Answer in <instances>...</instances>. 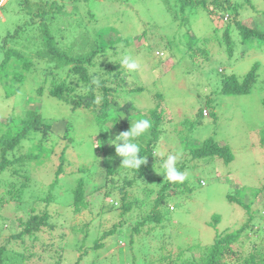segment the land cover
<instances>
[{"label": "rangeland", "instance_id": "rangeland-1", "mask_svg": "<svg viewBox=\"0 0 264 264\" xmlns=\"http://www.w3.org/2000/svg\"><path fill=\"white\" fill-rule=\"evenodd\" d=\"M229 1L236 3V12L220 10L212 0L206 2L207 11L214 10L213 13H207L199 5H189L181 12L178 0H61L63 11L55 13L50 20L60 47L64 48L65 43L68 45L76 33L90 38L95 30L104 26L115 29L104 34L105 38H114L115 31L121 35V39L113 44L117 53L105 48L102 54L92 58L91 65L86 64L88 71L94 74L93 79L112 80L104 74L103 66L107 61L120 63L125 54L136 60L139 69L135 72H127L120 66L122 71L117 79L121 85L111 95L119 104L127 101L133 104L134 108L130 110L132 122L142 117L153 120L150 111L158 106L161 120L152 151L159 149L165 153V158L180 151L176 167L183 165L181 172L187 173L190 188L169 197V213L163 220L144 221L138 224V231L132 233L130 227L147 215L164 179L159 173L163 171L161 158L154 157L153 161V157H146L147 162L154 163L144 177H135L132 169L120 166L122 158H112L109 162L112 172L107 173L102 149L116 143L113 139L120 129L107 122L104 123L107 129L100 130L101 125L88 106H77L73 110V101L50 96L52 79L64 80L63 95L68 99L72 95H81L85 99L89 82L78 79V73L70 69L72 63L54 67L32 55L33 70L24 78L7 85L0 81V134L8 126L15 127L31 110L40 113L39 129L51 127L44 145H31V141L39 140L42 133L39 129L37 132L30 130L16 151L8 156L37 153L38 156L33 154L35 157L26 160L28 165H25L37 185L41 181L46 183L45 176L52 179L53 170L62 162L55 190L63 192L67 199L72 198L70 189L78 178H83L89 203L74 216L68 205H56L55 210L67 215L65 221L58 218L53 232L44 230L37 239L43 242L45 250L35 254L27 264H54V259L47 257L53 253L49 242H53V247L65 246V253L56 264H73L74 257L81 252L79 264H165L168 259L175 258L179 250L193 245L197 247L185 251L182 257L198 256L200 247L211 243L216 231L232 230L245 222L250 228L242 232L241 253L234 264H242L252 246L256 252L264 253V190L253 199L248 210L237 200L247 203L253 191L264 187V39L243 40L237 26V22H242L264 32V0ZM30 17L17 0H0L1 35L8 29L13 30L17 21L22 22L24 18L32 21ZM194 39L199 40L197 47L203 51L194 53V48L190 47ZM202 39L204 43H200ZM21 44L24 47L25 42ZM68 50L72 54L87 52L86 47ZM255 62L256 76L247 92H221L222 77L234 74L241 81ZM52 67L53 74L48 73ZM106 85L115 87L110 81ZM138 86L142 88L132 90ZM122 88L125 90L120 91ZM6 91L9 92L6 94ZM9 117L11 121H8ZM146 134L151 136L150 129ZM208 138L229 146L233 159L225 162L220 158H192L190 149ZM136 142L145 145V140L140 137ZM42 149H51V153L44 154ZM40 175L43 177L39 178ZM2 185L0 181V192L6 188ZM144 189L148 190L146 195ZM123 194H126L123 201L130 202L131 210L119 214L121 210L116 206L122 201ZM228 194L237 199H229ZM9 202L7 211L2 210L4 215H9L11 220L27 215L26 208L20 210L18 206L16 209V202L12 199ZM108 203L113 206L108 207ZM36 206L42 208L43 204ZM214 214L219 216L215 226L211 224ZM114 223L119 231L111 237L108 232ZM16 228L13 225L2 232L0 245ZM78 240L81 249L75 248V251L74 243ZM94 240H97V247ZM30 241L26 239L20 246L16 241L8 242L7 246L14 249L5 254L27 252L24 246ZM38 247L28 245L27 249L36 253ZM11 264L18 263L13 261Z\"/></svg>", "mask_w": 264, "mask_h": 264}, {"label": "trees", "instance_id": "trees-1", "mask_svg": "<svg viewBox=\"0 0 264 264\" xmlns=\"http://www.w3.org/2000/svg\"><path fill=\"white\" fill-rule=\"evenodd\" d=\"M178 1V3H180V7L178 9L181 12H183L189 5H199L204 8L207 13L211 12L207 11V0ZM212 2L216 3L220 10L232 9L234 10V12H236L238 8L236 3H231L229 0H212ZM19 3L21 8L31 16L30 19L32 21H29V19L26 20V18H24L22 22L17 21V24L13 30L8 29L6 30V32H4L3 35L0 34V81L7 85L9 83L19 82V80L24 78L26 73L33 70L32 68L34 61L32 55L36 57V60L37 58L39 60L42 59L45 63L47 62V64H52L54 67H62L64 65L72 63L73 65L70 69L78 73V79L82 80L85 83L89 82V87L85 99H82L81 95H72L70 97L71 99L66 98L63 95V91L66 88L64 80L57 81L55 79H52L49 88V95L56 97L57 99L73 101V110L77 106H88L91 109L92 113H94V116L96 118L95 120L98 122V124L100 123L101 126L98 127L100 130L107 129V127L104 125V123L107 122H109V125L111 126L114 124L112 127H118L121 132L129 130L130 123L132 122V115L130 114V110L134 108L133 104L130 101L119 104L116 101L115 97L111 95L112 92H116V87L118 85H121L118 84V80L120 79H117V75L120 71H122V69H120V63L116 62L112 64L110 61H107L103 66L104 74H108L107 78H112V80L97 79L99 83H93L94 74L89 73L88 67L86 66V64L91 65L92 58L98 53L102 54L107 47L111 48L114 51L113 53L116 54L118 50L115 49L116 46H114L113 44L116 43L115 41L121 39V35H119L117 31H115L116 36L114 38H105L103 36L104 34H106L109 30L115 29L111 26H104L95 30L90 38H85L83 36V33L74 34L75 36L72 37V41L68 43V45L67 43L63 44L62 46H64V48H62L60 47L61 43L58 41L56 32H54L50 27V20L53 15H55V13L63 11V3L61 2V0H44L43 3H41L40 0H17V4ZM42 6L44 7V9L41 8ZM213 11L211 13H213ZM22 16L24 17L25 14H22ZM35 17H39L40 20L35 21ZM237 26L239 28L241 36L243 37V40L249 41L251 37L264 39V32L258 29L247 26L242 22H237ZM66 27L70 26L67 25ZM19 30L24 31V33L20 34ZM225 32L226 34L228 33V26H226ZM57 35L62 37L58 33ZM77 37H79L78 42H76ZM129 37L130 36H128V38ZM128 38L126 40H128ZM22 42H25L24 47L21 44ZM6 43H8V45H6ZM198 43L199 40L197 39H194L190 43L191 49L194 48L195 50L194 53L198 52L199 50L203 51V49L197 47ZM200 43H204V40L202 39ZM31 44H34V46L32 47ZM229 46L230 45H228L227 47L228 51H230ZM78 47H86L87 52L84 54L68 53V49ZM54 67H52L48 71V73L53 74ZM256 68L257 62L252 65L250 70H248L241 81H238L234 74L222 77L220 87L221 92L227 94H242L247 92L248 88L255 79ZM107 81L114 83L115 87L107 86ZM94 88L96 89V91ZM141 88V86H138L134 87L132 90H138ZM122 90L125 89H120V91ZM8 92L9 91H6V94ZM98 96L99 98H97ZM110 107L111 109H109ZM157 109L158 106L152 108L150 111V114L153 117V120L151 119V136H148L147 134L140 136V138L145 140V145H141L140 155L145 157H153V161L154 156L152 150L158 137V128L161 120V110L157 111ZM11 119L12 118L9 117L8 121H11ZM39 123H41L40 113L38 111L31 110L27 112L26 116L20 119V123L17 122L15 124V127L8 126L7 129L0 134V181L2 182V184H4L2 185V187H6L2 192H0V235L2 234V232H5V230H8L9 227H12L13 225H16L17 227L16 231H13L8 237H6L3 240L4 242L0 245V264H11L13 261L18 264H27L28 261H32L35 254H39L42 250H45V248H43V242L38 241L37 238L43 234L44 230L53 232L56 229L58 218H60L62 222H64L65 216H67L66 214H64L63 216L61 213H59L58 209L55 210L56 205L61 207H66L68 205L69 208L74 212V216L76 215V213L80 212L83 207L88 206L89 203L86 200V195L88 193L84 186L83 178H78L75 186L70 189L71 191L69 192V194L72 195V198L67 199L66 195H64L63 192L55 190V186H57L58 184L60 171H62V162H59L57 168L53 170L52 179L50 178V180H48V176H45L44 178L46 180V183H43L41 181V183L37 185L33 182L31 172L29 171V168L25 167V165H28V163H26V160H31L35 157V155L33 154H36V156H38V154L30 152L29 154L26 153L14 157L8 156L9 153L13 154L16 151V148H18L19 145L24 141V138L28 136V132L30 130L32 132H37V130L39 129ZM50 127L51 126L48 125L44 126V128L39 129L42 135H40V139L36 142L31 141V145L35 143L38 146L44 145L45 141L47 140V134ZM42 150H44V154L51 153V149ZM189 153L192 158H207V160L220 158L225 162H229L233 159V154L229 146L221 144L212 138L205 139L202 144L191 148ZM101 154L102 158L104 159L103 165L105 164L104 168L106 169L107 173L112 172V166L109 163L112 158H122L116 154L115 145L105 146L102 149ZM62 157L63 155L61 153V155L59 156L60 161ZM153 161L149 160L147 162L146 160V163L141 165L140 169H132L135 177H144L146 173L151 170L152 163H154ZM182 167L183 165L178 166L177 169L181 171ZM38 177L40 178L43 176L40 175ZM131 178L133 179V176ZM162 180L163 181L160 182V187L158 188V190H156V197L154 198L153 204L151 205V208L149 209L147 215L144 216L143 220H141L140 222L136 221L134 225L130 227V229H132V233L137 232L139 227L138 224L143 223L144 221L155 220L159 222L163 220L164 217H166L169 213V197L178 193V191H183L185 188L189 190L190 188L186 180L183 183H171L163 178ZM6 181L8 182L6 183ZM129 182L130 181H128V183ZM180 187L182 188L179 190ZM144 190L146 195L148 193V190ZM263 190L264 187H261L253 191V194L251 195V198L249 200L250 202L248 201L247 203L243 202L241 199L235 198L231 194H228V198L237 199L238 202H240V204L243 206V208L248 210L250 207V203ZM107 194L111 195L110 192H107ZM125 198L126 194H123L121 198L122 201L120 202L119 206H116L117 209L121 210L119 214H123L125 211L131 210L130 202H127V200L125 202L123 201ZM11 199L16 202V209L18 208V206L20 207V210H24L25 208L27 209V215L25 217L17 216L11 220L9 215H4L2 213V210L5 211L9 208V201H11ZM39 203L43 204L42 208L36 206ZM112 206L113 203H108V207ZM7 219L9 220V224L6 223ZM212 220L213 221H211V224L215 226L216 223H218L219 216L214 214L212 216ZM115 225L116 223L113 224V228L108 232L110 233V236L116 234L119 231L115 229L117 228ZM248 227V222H245L238 228H234L232 230H223L221 232L216 231L212 242L203 247H200L198 256L191 255L184 258L182 257V254H184L185 251H190L197 247L193 245L186 249L179 250L175 258L168 259L169 261L165 264H234L241 253L239 247L241 246V242L243 241L242 232ZM73 229H75L74 226ZM26 239L31 240L28 244L31 245V247L40 246L37 248L38 251L36 249V253L33 250L27 249L28 245H25L24 247H26L27 252L23 251L20 253V251H16L11 256H7L5 254V251L14 249L12 246H7L8 242L16 241V243H18L20 246L21 244L25 243ZM61 240L62 237L59 238L58 243ZM48 245L50 247V252L53 253H50L47 257L53 258L54 260L52 261V263L56 264L59 261L61 255H63L65 246L63 244H58L57 247H53V242H49ZM94 246H98L97 240H94ZM75 248L77 250L81 249L79 240L78 242L74 243V250ZM254 248L255 247L252 246V251L247 254L242 264H264V253L260 251L256 252V249ZM82 254L83 252L74 257L75 259L73 264H79ZM2 256H5L6 258ZM169 257L172 256H167V258ZM161 258L164 259V257L162 256Z\"/></svg>", "mask_w": 264, "mask_h": 264}, {"label": "clouds", "instance_id": "clouds-1", "mask_svg": "<svg viewBox=\"0 0 264 264\" xmlns=\"http://www.w3.org/2000/svg\"><path fill=\"white\" fill-rule=\"evenodd\" d=\"M120 66L127 72H135L139 69L138 63L129 54L123 55ZM93 83H99V81L94 78ZM151 127L152 121L149 118L142 117L130 123L129 130L120 132L115 136L113 140L117 142L111 144L115 145L116 154L122 157L120 166L122 165L126 169L138 170L141 165L146 163V157L140 155L141 145L136 141L140 136L146 134ZM180 155L181 152L177 151L175 154H168L165 158V153L159 149L153 153L154 157H159L162 160L161 167L163 171L159 173L163 174L164 179L171 183H183L188 178L186 172H181L176 167Z\"/></svg>", "mask_w": 264, "mask_h": 264}, {"label": "built area", "instance_id": "built-area-1", "mask_svg": "<svg viewBox=\"0 0 264 264\" xmlns=\"http://www.w3.org/2000/svg\"><path fill=\"white\" fill-rule=\"evenodd\" d=\"M204 112H205V110H204Z\"/></svg>", "mask_w": 264, "mask_h": 264}]
</instances>
